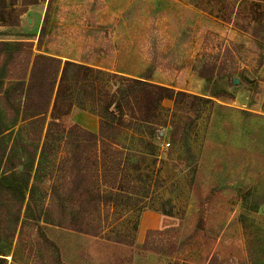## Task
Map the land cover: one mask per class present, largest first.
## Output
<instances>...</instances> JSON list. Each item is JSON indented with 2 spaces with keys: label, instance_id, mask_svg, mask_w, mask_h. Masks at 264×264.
<instances>
[{
  "label": "rangeland",
  "instance_id": "obj_1",
  "mask_svg": "<svg viewBox=\"0 0 264 264\" xmlns=\"http://www.w3.org/2000/svg\"><path fill=\"white\" fill-rule=\"evenodd\" d=\"M248 3L39 0L18 18L4 14L14 25L0 21V41L209 102L166 98L158 108L134 90L124 117H109L104 139L91 140L101 91L115 81L93 72L98 86L79 90L50 133L31 207L15 223L16 206L0 204V264H264V40L238 25ZM204 59L229 72L199 77ZM9 104L0 95V126L12 123ZM112 186L107 208L100 200ZM153 219L161 226L147 227ZM150 229L162 231L159 252L144 245Z\"/></svg>",
  "mask_w": 264,
  "mask_h": 264
},
{
  "label": "trees",
  "instance_id": "obj_2",
  "mask_svg": "<svg viewBox=\"0 0 264 264\" xmlns=\"http://www.w3.org/2000/svg\"><path fill=\"white\" fill-rule=\"evenodd\" d=\"M242 1L244 0H234V4H241ZM1 2L4 5L0 6V21L4 22L7 20L6 16L4 17L5 13H10L13 17V14L17 13L16 17L18 18L26 12L28 6L37 4L39 0H0ZM248 5L252 9V11L247 9L250 19L247 18L245 23L238 25L256 40H264V0H249ZM256 12L259 15L254 17L253 14ZM236 16L239 17V13H236ZM8 23L14 25L12 21ZM15 25H17L16 22ZM227 52L226 54H229L230 49ZM0 58L4 60L2 71L5 72V75L2 78L8 80L5 90L4 83L2 84L4 91H0V95L9 100L10 104L7 110L10 111L9 119L12 120L10 125L0 126V204L16 206L15 223H18L20 219L24 204L27 202L28 208L31 207L35 193V189L31 187L32 174L34 171L36 174L39 172L42 165L41 160L45 157L46 148L49 147V138L55 136L50 134L53 127H59L60 118L69 114L79 90L83 96L85 88L90 85L98 86L96 82L89 80L93 72L103 75L105 81L107 79H115V81L108 87L106 85L101 91L100 112L104 116L100 115L99 133L89 131L91 140L104 139L109 117H120V119L124 117L127 96L134 90H142L155 99L158 108L166 98L177 100L190 97L209 102L208 98L185 91H177L168 86L153 84L144 78L125 77L93 68L84 63L72 60L63 61L61 58L49 54H34L33 43L26 41H0ZM195 71L196 75L207 80L229 72L225 67H220L218 62L205 59L200 61ZM97 94L95 93V96ZM103 98L105 100L107 98L105 104H103ZM94 100L97 99L94 98ZM49 116H51V122L45 132L44 124ZM35 122L40 125L39 128H36L37 131L34 133L24 131L25 126ZM18 124H21L22 128L15 132L12 131L11 128L14 129ZM142 140L146 143L150 142L149 139L143 138ZM103 145L104 147L108 146L105 143ZM39 148L41 152H39ZM105 152L106 150H104V154ZM36 164L39 167L36 168ZM116 192L118 193L112 186V191L110 193L106 191L100 204L110 208L111 202L114 200L112 195ZM15 231L16 226L11 232V236H14ZM161 233L162 231L158 229L148 230L145 247L159 252L160 249L155 246L153 238Z\"/></svg>",
  "mask_w": 264,
  "mask_h": 264
},
{
  "label": "crops",
  "instance_id": "obj_3",
  "mask_svg": "<svg viewBox=\"0 0 264 264\" xmlns=\"http://www.w3.org/2000/svg\"><path fill=\"white\" fill-rule=\"evenodd\" d=\"M157 220L156 219H153V221L152 220L147 221V223H146L147 227H150V228H158V227H160L161 226V223L159 221L157 222ZM140 231H141V229H140Z\"/></svg>",
  "mask_w": 264,
  "mask_h": 264
},
{
  "label": "built area",
  "instance_id": "obj_4",
  "mask_svg": "<svg viewBox=\"0 0 264 264\" xmlns=\"http://www.w3.org/2000/svg\"><path fill=\"white\" fill-rule=\"evenodd\" d=\"M167 145L169 146V145H170V143L168 142V143H167Z\"/></svg>",
  "mask_w": 264,
  "mask_h": 264
}]
</instances>
